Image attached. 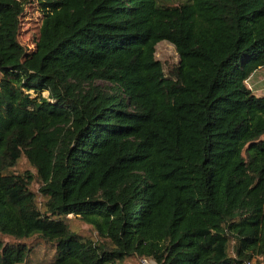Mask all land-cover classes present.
Returning a JSON list of instances; mask_svg holds the SVG:
<instances>
[{"label":"trees","instance_id":"trees-1","mask_svg":"<svg viewBox=\"0 0 264 264\" xmlns=\"http://www.w3.org/2000/svg\"><path fill=\"white\" fill-rule=\"evenodd\" d=\"M46 5L29 51L25 5L0 0V264H27L28 240L55 246L50 264H264V97L247 84L264 0Z\"/></svg>","mask_w":264,"mask_h":264},{"label":"rangeland","instance_id":"rangeland-1","mask_svg":"<svg viewBox=\"0 0 264 264\" xmlns=\"http://www.w3.org/2000/svg\"><path fill=\"white\" fill-rule=\"evenodd\" d=\"M25 5V12L21 16V29L19 41L29 51L36 49L38 45V39L40 34V28L43 19L46 15L51 14L56 7H49L46 5L47 2L54 0H19ZM67 2L68 0H63ZM178 3H183L187 0H174ZM156 58L161 62L165 70V74L169 78H174L176 68L179 65L180 59L175 47L169 42H161L156 47ZM264 70V69H263ZM1 79V74H0ZM248 83V82H247ZM253 85V86H252ZM252 88L255 91L256 85L252 84ZM257 90V89H256ZM257 94L264 97V89L257 90ZM17 174L25 172H31L34 176L36 175L35 170L31 168L26 159H22L16 169L13 170ZM40 184L35 183L32 187V191L39 193ZM42 200H40L41 202ZM69 225L74 232L78 233L82 237H87L93 240H97L98 236L92 227L84 224L79 219L73 216L68 218ZM3 240L8 245L19 244L20 242L15 241L11 238L3 237ZM27 248L32 250V255L27 264H50L55 262L56 252L54 245H46L39 240H28L21 242ZM130 264H149L145 263L141 259L134 258L129 261ZM256 264V262H252Z\"/></svg>","mask_w":264,"mask_h":264},{"label":"crops","instance_id":"crops-1","mask_svg":"<svg viewBox=\"0 0 264 264\" xmlns=\"http://www.w3.org/2000/svg\"><path fill=\"white\" fill-rule=\"evenodd\" d=\"M247 84L256 96L261 97L257 94V90L264 89V70H259L255 74H253L252 77H250V79L248 80ZM252 84L256 85L257 90L256 89L255 91L253 90ZM149 264H155V263L149 261Z\"/></svg>","mask_w":264,"mask_h":264},{"label":"built area","instance_id":"built-area-1","mask_svg":"<svg viewBox=\"0 0 264 264\" xmlns=\"http://www.w3.org/2000/svg\"><path fill=\"white\" fill-rule=\"evenodd\" d=\"M142 261H144L145 263H148L149 261H146V260H142Z\"/></svg>","mask_w":264,"mask_h":264}]
</instances>
